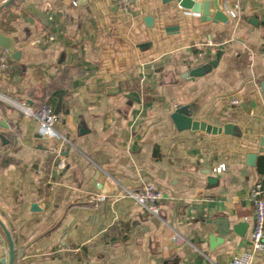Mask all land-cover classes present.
Wrapping results in <instances>:
<instances>
[{
	"label": "crops",
	"instance_id": "crops-1",
	"mask_svg": "<svg viewBox=\"0 0 264 264\" xmlns=\"http://www.w3.org/2000/svg\"><path fill=\"white\" fill-rule=\"evenodd\" d=\"M221 6L239 18L214 22L176 0H132L128 11L114 0H13L0 10V32L20 51L0 47V220L15 264H230L248 247L250 190L264 174V0ZM219 50L216 68L186 76ZM183 105L242 136L179 130L172 113ZM53 113L59 136L47 138L39 119ZM147 183L162 194V218L112 198ZM9 249L0 225V259Z\"/></svg>",
	"mask_w": 264,
	"mask_h": 264
},
{
	"label": "built area",
	"instance_id": "built-area-1",
	"mask_svg": "<svg viewBox=\"0 0 264 264\" xmlns=\"http://www.w3.org/2000/svg\"><path fill=\"white\" fill-rule=\"evenodd\" d=\"M5 0H0L2 4ZM83 0H76L80 2ZM114 4L122 9L128 11L132 4V0H114ZM226 14L229 18L237 19L239 18V13L237 9H226ZM49 39L54 40L53 36ZM3 67H8L7 58H3ZM144 79L142 80V83ZM237 102V100H235ZM19 107L28 116L35 115L34 109L25 104H18ZM57 114H50L47 117L40 118V132L43 136L47 138L58 137L59 133L55 129V124L57 122ZM60 167L64 166V160L59 163ZM227 165L225 163L220 164L216 167V172L221 173L226 171ZM130 196L136 199L150 214L155 217L162 218V208L161 199L162 194L158 190L155 184L147 183L142 189L134 190L128 187H124L122 192L112 195L114 201L119 200L121 197ZM250 198L255 205V226L253 231L249 235V245L246 249L242 250L240 253L236 254L230 264H253L255 258L261 256L264 253V174L259 176L255 181L254 185L250 190ZM98 201H106L108 199L107 194H98L94 197Z\"/></svg>",
	"mask_w": 264,
	"mask_h": 264
},
{
	"label": "water",
	"instance_id": "water-1",
	"mask_svg": "<svg viewBox=\"0 0 264 264\" xmlns=\"http://www.w3.org/2000/svg\"><path fill=\"white\" fill-rule=\"evenodd\" d=\"M13 0H5L0 4V10L9 5ZM135 1V0H134ZM171 0H164L168 2ZM182 8L190 9L193 12L202 14L205 19L213 20L214 22H224L228 21V16L221 6V0H176ZM204 19V20H205ZM152 17H147L146 22L149 23L152 21ZM0 47L7 50L12 54L14 58L20 57V51L16 48V41L13 37L7 36L0 32ZM224 51L219 50L214 59L209 60L203 65L192 69L186 74V76H198L203 75L207 72H210L213 68H216L219 64V61L223 55ZM264 91V83L262 84ZM172 118L179 130L183 129H192V130H201L211 134L225 133L231 134L234 136H242L241 128L234 123H226L223 126L212 125L206 121L195 120L192 115V108L190 105L179 106L173 113ZM82 130V128H81ZM259 151L264 152V136H261L259 142ZM252 156V155H251ZM255 156V155H254ZM253 158V157H252ZM0 225L4 229L7 238L9 240V259L7 257H2L0 259V264H15L16 251L14 241L12 236L7 229V227L0 220ZM8 261V262H7Z\"/></svg>",
	"mask_w": 264,
	"mask_h": 264
}]
</instances>
